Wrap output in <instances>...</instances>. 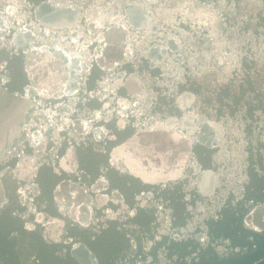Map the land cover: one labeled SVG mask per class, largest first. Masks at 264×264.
<instances>
[{
  "label": "water",
  "instance_id": "obj_1",
  "mask_svg": "<svg viewBox=\"0 0 264 264\" xmlns=\"http://www.w3.org/2000/svg\"><path fill=\"white\" fill-rule=\"evenodd\" d=\"M0 264H264V0H0Z\"/></svg>",
  "mask_w": 264,
  "mask_h": 264
},
{
  "label": "clouds",
  "instance_id": "obj_2",
  "mask_svg": "<svg viewBox=\"0 0 264 264\" xmlns=\"http://www.w3.org/2000/svg\"><path fill=\"white\" fill-rule=\"evenodd\" d=\"M174 175H179V173H175Z\"/></svg>",
  "mask_w": 264,
  "mask_h": 264
}]
</instances>
